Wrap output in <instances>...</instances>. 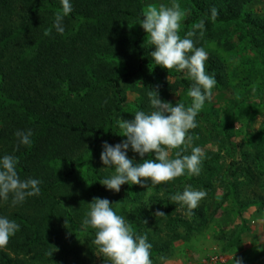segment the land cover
<instances>
[{
    "label": "trees",
    "instance_id": "1",
    "mask_svg": "<svg viewBox=\"0 0 264 264\" xmlns=\"http://www.w3.org/2000/svg\"><path fill=\"white\" fill-rule=\"evenodd\" d=\"M249 1L176 0L186 13L182 38L204 22L203 35L197 30L194 39L208 53L205 68L217 81L196 117L198 127L188 133L193 139L181 146L184 155L204 147L202 170L156 186L150 179L144 186L124 184L115 192L99 180L113 171L100 160L103 142L126 139L117 121L151 111L152 89L173 104L192 103L185 73L156 65L155 46L147 34L137 36L147 0H71L65 32L47 36L62 11L59 0H0V155L17 157L21 178L42 181L40 194L23 204L0 202V214L20 224L0 248V264H94L95 233L82 227L94 197L115 203L136 232L148 234L151 259L166 250L163 230L191 229L206 213V200L220 198L244 211L242 191L264 186V123L239 151L236 141V127L251 125L264 111V15L246 11ZM130 92L135 99L128 100ZM27 129L33 130L31 145L17 148L16 131ZM128 156L148 158L131 150ZM188 185L207 193L191 214L169 199Z\"/></svg>",
    "mask_w": 264,
    "mask_h": 264
},
{
    "label": "clouds",
    "instance_id": "2",
    "mask_svg": "<svg viewBox=\"0 0 264 264\" xmlns=\"http://www.w3.org/2000/svg\"><path fill=\"white\" fill-rule=\"evenodd\" d=\"M59 2L62 11L55 13L52 28L44 33L46 36L51 35L53 29L61 35L65 32L64 20L72 13L73 6L71 0ZM217 15V10L213 8L212 19ZM183 16L179 3L173 0L171 5L149 6L142 12L138 23L146 31L149 43L155 46V50L150 53L155 64L183 72L191 81L188 96L192 98V103L190 106L183 102L173 104L162 100L159 91L152 89L147 92L151 111H136L134 119L122 118L117 121L119 134L126 139L115 145L104 141L100 154V160L106 166L104 168L113 169L110 175L99 180L108 190L119 192L124 184L144 186L149 179L151 185L156 186L186 172L189 175L201 173L205 157L202 148L192 147L191 153L184 155L181 146L186 139H193L188 133L198 127L196 117L205 102L211 101L217 81L215 75L209 74L205 68L208 53L203 47H197L194 39L197 30L203 35L204 22L197 24L194 30L188 31L182 38L179 31ZM15 136L18 140L17 148L21 145L30 146L33 130H18ZM173 149H180L174 158L170 156ZM129 150L141 158L148 154V158L136 162L134 157L129 158ZM17 163L18 159L13 154L0 155V202L10 199L12 206L21 205L27 198L38 196L42 183L37 178H21ZM206 195L205 191L188 185L183 191L170 195L169 199L191 214ZM114 204L100 197H94L87 203L82 227L94 230L91 243L96 246V254L104 257V264H153L152 244L148 234L136 232L125 217L114 209ZM155 214L164 213L158 211ZM19 230L20 224L16 220L0 214V248L6 246Z\"/></svg>",
    "mask_w": 264,
    "mask_h": 264
},
{
    "label": "rangeland",
    "instance_id": "3",
    "mask_svg": "<svg viewBox=\"0 0 264 264\" xmlns=\"http://www.w3.org/2000/svg\"><path fill=\"white\" fill-rule=\"evenodd\" d=\"M160 4L171 5L167 0H147L149 6L159 7ZM245 10L256 15H264V0H250ZM186 18L184 13L182 22ZM137 36H144L146 31L137 23ZM128 100L136 98L130 92ZM264 123V111L257 115L251 125H238L236 130L240 141L238 151L247 146V135L255 133ZM202 150L204 147H202ZM204 151V150H203ZM264 178V168L260 171ZM217 195L222 188L217 187ZM242 191V199L246 200L244 211L233 209L230 202L221 203L215 198L205 204V214L198 221H191L192 228L183 224L177 231L163 230L166 250L154 257L153 264H262L264 258V186L261 184ZM253 196L246 199L245 194ZM254 194H263L255 197ZM241 198V197H240ZM253 202V203H252ZM94 264H104L100 255ZM238 261V262H237Z\"/></svg>",
    "mask_w": 264,
    "mask_h": 264
}]
</instances>
